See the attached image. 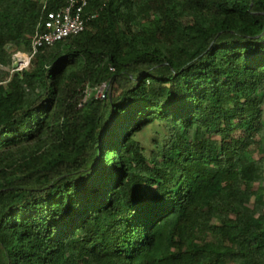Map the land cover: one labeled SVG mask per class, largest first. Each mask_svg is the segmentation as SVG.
Segmentation results:
<instances>
[{"label":"trees","instance_id":"16d2710c","mask_svg":"<svg viewBox=\"0 0 264 264\" xmlns=\"http://www.w3.org/2000/svg\"><path fill=\"white\" fill-rule=\"evenodd\" d=\"M66 3L0 0V264H264V0H89L14 68Z\"/></svg>","mask_w":264,"mask_h":264},{"label":"built area","instance_id":"2783aa9c","mask_svg":"<svg viewBox=\"0 0 264 264\" xmlns=\"http://www.w3.org/2000/svg\"><path fill=\"white\" fill-rule=\"evenodd\" d=\"M88 5L89 0H67L65 7L45 14L38 22L31 51L20 54L28 59L26 63L29 64L31 57L40 48L52 46L85 31L90 20L98 15L97 11L87 15L85 11ZM103 86L107 87L106 84Z\"/></svg>","mask_w":264,"mask_h":264},{"label":"rangeland","instance_id":"374dc122","mask_svg":"<svg viewBox=\"0 0 264 264\" xmlns=\"http://www.w3.org/2000/svg\"><path fill=\"white\" fill-rule=\"evenodd\" d=\"M23 53H26V51H17L14 56H13V59H14V62L15 61H19L20 62V65L19 67H17L16 69L18 70H21V69H24L27 65H28V62L26 63V61L28 60L27 58H25L23 55H20V54H23ZM30 62V61H29ZM24 64V65H23ZM107 91V87L105 86H101L97 89V91L95 90H92V89H89L88 90V98H90L91 96H93L95 93L96 95L100 96H105V93ZM142 137V140L145 142V143H149L152 138H153V134L151 132H149L146 136H141Z\"/></svg>","mask_w":264,"mask_h":264},{"label":"water","instance_id":"95a60500","mask_svg":"<svg viewBox=\"0 0 264 264\" xmlns=\"http://www.w3.org/2000/svg\"><path fill=\"white\" fill-rule=\"evenodd\" d=\"M19 65H20V62H19V61H15V62L13 63V67H14V68L19 67Z\"/></svg>","mask_w":264,"mask_h":264}]
</instances>
